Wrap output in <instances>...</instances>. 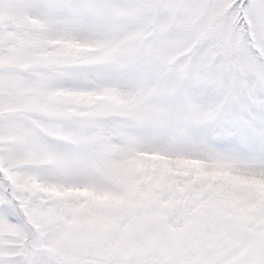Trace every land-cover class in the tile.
I'll return each mask as SVG.
<instances>
[{
	"label": "snow or ice",
	"instance_id": "snow-or-ice-1",
	"mask_svg": "<svg viewBox=\"0 0 264 264\" xmlns=\"http://www.w3.org/2000/svg\"><path fill=\"white\" fill-rule=\"evenodd\" d=\"M0 264H264V0H0Z\"/></svg>",
	"mask_w": 264,
	"mask_h": 264
}]
</instances>
